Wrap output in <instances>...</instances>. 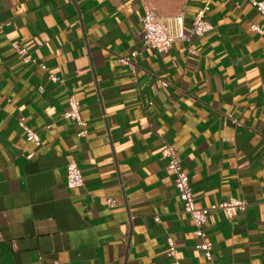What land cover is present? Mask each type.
<instances>
[{"label": "crops", "instance_id": "crops-1", "mask_svg": "<svg viewBox=\"0 0 264 264\" xmlns=\"http://www.w3.org/2000/svg\"><path fill=\"white\" fill-rule=\"evenodd\" d=\"M204 6L209 33L165 52L143 44L146 10L182 16L188 32ZM71 96L83 138L60 118ZM168 145L197 208L247 203L209 214L211 261L167 170ZM72 161L83 177L73 190ZM173 262L264 264V19L224 0H0V264Z\"/></svg>", "mask_w": 264, "mask_h": 264}, {"label": "built area", "instance_id": "built-area-1", "mask_svg": "<svg viewBox=\"0 0 264 264\" xmlns=\"http://www.w3.org/2000/svg\"><path fill=\"white\" fill-rule=\"evenodd\" d=\"M232 3L235 8L241 9L243 7H251L264 19V0H224ZM208 6L201 8L192 22L188 32L184 30V19L182 16H177L162 20L155 16L151 11L146 10L141 18V37L143 44L156 50L157 52L168 51L175 43L187 42L189 43L194 37H201L213 30L212 25L206 20L205 13ZM250 29L258 34L262 30L257 25H250ZM17 55L23 61H29L25 49L15 46ZM121 63L130 65L129 59L119 60ZM42 69L46 70L44 66ZM49 79L53 83H63V80L51 73ZM61 119L69 121L78 126L80 129L77 133L79 138H83L87 134V124L80 116V107L76 99L71 96L68 98L67 109L61 114ZM19 126L24 127V119L19 120ZM26 141L33 143L35 146L40 145V139L37 133L25 129ZM29 155L27 158H31ZM162 156L167 160V170L173 175L174 188L177 191L179 199L182 201L184 211L192 220L195 230L194 235L201 238L202 242L199 244V249L202 251L203 257L207 261H211V243L205 241V234L203 233V226L211 212L220 211L227 217H233L245 211L247 203L241 199H230L229 201L211 205L207 208H197L192 195V190L189 184L188 176L183 172L179 157L170 145L166 146L162 152ZM66 186L68 189H79L83 187V177L76 165V163L69 162L65 168ZM113 201H111L112 203ZM169 256L175 254V247L171 240H168ZM170 264H179L173 262Z\"/></svg>", "mask_w": 264, "mask_h": 264}]
</instances>
